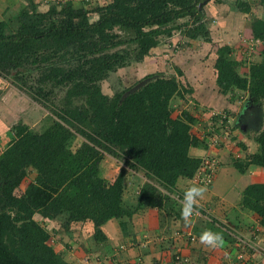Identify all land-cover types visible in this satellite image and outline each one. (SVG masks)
<instances>
[{
	"label": "trees",
	"instance_id": "obj_1",
	"mask_svg": "<svg viewBox=\"0 0 264 264\" xmlns=\"http://www.w3.org/2000/svg\"><path fill=\"white\" fill-rule=\"evenodd\" d=\"M18 1L21 6L0 20V79L23 91L46 117L38 130L20 123L11 126L10 139L0 151V264H72L53 249L51 236L34 216L59 222L67 235L70 225L88 224L84 253L89 264L91 255L100 260L117 247L102 231L109 222L115 223L121 240L128 238L135 245L134 224L154 211L157 228L169 235L170 219L181 222L179 198L184 191L177 184H201L196 172L204 161H211L216 171L220 163L216 154H208L209 140L215 136V143L222 141L229 112H208L207 133L193 131L201 101L195 89L181 84L183 74L177 68L174 76L145 75L110 96L101 92L100 83L117 70L141 63L150 52L174 49L178 41L170 38L175 33L182 49L208 43L214 25L203 7L212 0H92L91 5L80 0L76 5L49 3L43 11L33 0ZM251 4L264 9V0H234V8L243 14ZM89 14L95 19L89 21ZM249 36L264 46V19H251ZM214 55L212 87L215 94L228 96L222 103L234 106L246 97L252 107L262 102L264 111V50L257 63L236 61L228 46ZM239 65L246 69L242 76L235 69ZM240 113L237 119L244 120ZM261 123L251 138L254 150L244 154L245 146L237 143L239 156L229 157L238 175L252 167L264 170V120ZM76 139L80 143L72 149ZM104 157L120 163L111 181L100 171ZM129 174L143 179L135 190L126 188ZM238 205L264 230V184L244 187ZM212 223H194L191 232L198 238L205 230L219 233ZM221 235L232 242L224 231ZM165 241L170 242L168 237ZM160 253L174 264V258L182 259L161 247Z\"/></svg>",
	"mask_w": 264,
	"mask_h": 264
},
{
	"label": "rangeland",
	"instance_id": "obj_2",
	"mask_svg": "<svg viewBox=\"0 0 264 264\" xmlns=\"http://www.w3.org/2000/svg\"><path fill=\"white\" fill-rule=\"evenodd\" d=\"M13 0H0V20L2 18H7L9 16L10 11L14 12V10L18 9L20 6L18 4V1L15 0V2H12ZM80 0H67L66 3H72L74 5L78 4ZM100 0L96 1L99 2ZM11 2L13 4H11ZM7 6L8 8H5ZM13 10H12V9ZM86 9H90L89 7H86ZM39 11L45 10L44 7L38 8ZM204 13L208 15L209 19H212V24L214 25V29H209V42L208 43H201L199 42V46H196V50H193L194 55H190V51L186 48L182 49L179 46V37L177 33L175 35H172L173 42L177 43L175 44L174 49H170L167 47L159 48L158 50L150 52L148 57L138 64L129 65L128 67H125L123 69L117 70L115 74L108 77L107 80L100 83V90L103 94L110 96L114 92L115 89H121V88H128L131 85H133L135 82L142 80L145 75L149 74H155L156 72H161L162 77H168V76H174L176 75V68L179 71H182L183 78L181 80L182 85H187L188 87H191L195 90H198L197 87L200 89L202 83H204V87H206L207 84H210L211 86L212 81L215 77L214 71L212 72L211 64L215 57V51L222 46H228L232 47L233 50V58L237 61H242L243 59L245 63L252 62L257 63L260 61L261 52L264 50V46L261 44V42H253L251 39H247L249 36V22L252 18H261L264 19V9L261 7H257L256 5L251 4L250 10L248 14H243L238 12L234 8V0H212L209 1L205 6L203 7ZM89 21H92L95 19L94 15L89 14ZM214 20V22H213ZM246 39V40H245ZM210 60V61H208ZM236 72L242 76L246 73V69L242 67V65L235 67ZM163 71V72H162ZM179 81V80H178ZM135 86V85H134ZM134 88V87H133ZM227 95L223 97V99H227ZM244 100L238 101L234 106H226V104L221 101L214 100L213 103H198V113L196 114L197 119L199 120L198 124L196 126H193V131L198 133L196 129L199 132H206L209 130V126L211 123L208 121V117L210 116L209 113L213 111V113H219V111H222L223 109L227 110L228 113V119L227 123L225 125L227 126L229 123L228 130H225V133L223 134L222 141L215 143L217 141L216 137L209 140V146H208V154H216V163L219 165L218 168L213 169L214 174L212 175L210 183L207 184H199L196 183L195 185H206L207 187V193L204 197L208 198L205 200L203 198L201 200V203L199 201V211L200 215L198 217H193V219H202L203 221H208V218L206 216H202L201 212H203V209L206 210L208 214L211 215L210 210H207L205 207L209 206L208 202L212 203H219L218 201L221 199L219 196L217 201H213V198L217 197V194L214 190H212V187L216 185L215 187L219 188L220 192L224 194L225 196L228 194H233L235 192V188L238 186L237 184V178H239V175L235 172L233 168H231V158L230 156L238 157L237 155V148L235 145L237 143H241L245 146V152L244 154L251 153L254 150V144L251 141V138L255 133H257L261 128V121L264 120V111L262 109V102L260 106L252 107L246 97H243ZM198 101V100H197ZM205 104L208 106L205 107ZM187 105L190 107V104L187 103ZM184 107V106H183ZM227 107V108H226ZM232 109H230V108ZM186 108V107H185ZM179 111L183 108L178 107ZM204 110V111H203ZM176 111V110H175ZM243 111L245 112V116L251 117V124H246L242 119H237L239 113ZM209 112V113H208ZM46 111L43 108H40L38 105H36L34 102H32L26 94H24L23 91L13 87L7 80L0 79V126H2L3 129L0 132V151H2L5 148L6 143L9 141L10 136L8 134V129L17 124L20 123L22 125L27 126L30 129L38 130V125L40 124L41 120L46 117ZM176 115L175 113H172V116ZM257 115V117H256ZM260 124V125H259ZM241 128V129H240ZM207 133V132H206ZM230 134V137H229ZM80 143L79 139H76L73 143V148H75ZM220 144V146L217 148L216 145ZM216 147V151L214 150V147ZM219 155H218V153ZM190 151V155H194L196 157L198 156V152L196 153ZM236 154V155H235ZM243 154V153H242ZM241 154V155H242ZM225 158H222L224 157ZM228 157V158H227ZM120 167V163H116L114 160L104 157L102 159V162L100 163V171L102 174V177L108 179L111 181L118 169ZM132 176H129L130 179H127L125 182L126 188L135 190L139 183L143 181V179H138L139 177L135 174H129ZM139 175V174H138ZM30 177V176H29ZM127 177V178H129ZM138 177V178H137ZM250 178V176H247ZM28 179V178H27ZM245 179V177L243 178ZM242 180V179H241ZM248 180V179H247ZM250 181V179H249ZM193 184V181H180L177 184V187L179 190L185 191L190 185ZM253 184V183H252ZM210 187V188H208ZM16 193V191H15ZM177 197V193H174ZM127 197V195H125ZM172 197V195H171ZM128 198V197H127ZM240 201V196H239ZM205 202V204H204ZM207 202V203H206ZM218 208V207H217ZM219 209V208H218ZM238 210L240 212H244L248 214V212L243 211L240 206L238 205ZM146 214V213H145ZM155 212H151L150 214L147 213L146 216H143L144 218L156 219ZM33 220L40 224L43 229L49 233L50 237V244L52 245L53 249L56 251H60L63 253L64 258L75 264H89V261H87L86 255L84 253L86 249V239L88 238V235L91 232V227L88 224H72L69 227L68 233L70 235L65 234V232L60 229V223L57 221H48V220H40L38 216H34ZM146 220V219H145ZM148 222V220H147ZM171 222V223H170ZM253 227L257 224V221L249 220L248 221ZM111 225L108 226L109 233H112V225L115 226V223L109 222ZM169 226H175V228H171L173 230L177 229V224L179 221L170 219ZM256 223V224H255ZM135 225V224H134ZM149 229L147 230L149 232V235H141L138 237L140 243H138V248L144 250L146 249V253H140L135 254L134 257L139 258L140 260L136 262L139 264H148L145 260L147 257L148 251L153 253V251L156 250V248L160 247L165 251V249H168L170 246L166 244L165 240H167L166 237L162 235L163 229H157L153 230L151 228L152 226L147 225ZM225 227L221 229L223 231ZM251 230H247V233H249ZM252 233V231H251ZM251 235V234H250ZM163 236V237H162ZM189 238H192V234L189 235ZM238 240H243L247 244L253 248L251 250L252 252H249L247 257H254L252 259H256V261H263L264 263V252L262 250L258 249L257 246H262V242H256V241H250L241 237L237 236ZM193 239V238H192ZM229 244V243H228ZM130 247V246H129ZM175 245V249H176ZM133 248V247H132ZM171 248V247H170ZM136 251L139 252L137 247H135ZM173 250V248H171ZM201 251L202 248H199ZM198 250V249H197ZM235 250L233 244L231 246V251L227 252V255H233V251ZM174 251V250H173ZM117 254L114 257V261H112L113 264H118V262H121L120 264L124 263L122 258L125 260V258L131 259V256H127L126 254L123 255V252L121 249H118ZM205 252V251H204ZM260 252V253H259ZM122 254V255H121ZM143 254V255H142ZM195 254V253H194ZM197 254V253H196ZM207 252L204 253L206 255ZM120 257L118 258V256ZM203 255V256H204ZM250 255V256H249ZM96 255H91V261L90 264H112L111 262H108V258H104L101 260H95ZM102 256V255H101ZM257 257V258H256ZM119 261H118V260ZM199 259V258H198ZM227 259V258H226ZM225 259V260H226ZM251 259V258H250ZM253 260V261H254ZM87 261V262H86ZM254 261V262H256ZM178 262H181L184 264L185 259H180ZM253 262V263H254ZM203 264V263H201Z\"/></svg>",
	"mask_w": 264,
	"mask_h": 264
},
{
	"label": "crops",
	"instance_id": "obj_3",
	"mask_svg": "<svg viewBox=\"0 0 264 264\" xmlns=\"http://www.w3.org/2000/svg\"><path fill=\"white\" fill-rule=\"evenodd\" d=\"M12 2H15V0H13ZM12 2H11V4H13ZM33 2H34V0H33ZM21 3H22L21 1H18L19 6H21ZM37 4L40 6L39 3H37ZM5 8H8V7L5 6ZM187 50H189L191 52L190 55L196 54L193 51V50H196V45L187 48ZM200 85H201L200 89H202L204 87V83H202ZM206 87L208 88L207 92H205V91L198 92L196 90V93H195L197 96V99L200 100L201 103L212 102L213 96L218 101H221V99H223V97H221L220 95H217V93L216 94L214 93L215 89L210 84H207ZM197 89H199V88L197 87ZM240 114H242V116L243 115L245 116V114H243V111ZM247 117L248 118L245 117L244 122L246 124H251V117L250 116H247ZM196 153H195V155H196ZM200 155H201V152H198V156H200ZM218 155H219V153H218ZM222 158H225V156ZM248 175L250 176V178L247 177ZM244 177H245V179H243ZM249 179H250V181H249ZM252 183L253 184H255V183L264 184V170L263 169L252 167L245 174L239 175V178H237L238 186L235 188V192L233 194H228L225 196L224 194H222V192H220L219 188L215 187L216 185H214L212 187V190H214V188H215V192L217 194V197L213 198V201H217L219 197L221 199L218 201L219 203L208 202L209 204H207V205H209V206H206L205 208L207 210H210L211 215L208 214L205 209H203L202 216H206V218H208V221H205V220L203 221L202 219H192L191 224H187V226H183L184 224H182L183 221L181 220V222H179L177 224V226H179V227H177V229L180 228L181 233L177 232L178 231L177 229H175V230L171 229V233L169 235H166L164 232L162 233V235L164 237H166V238L168 237V241H170V242L169 243L167 242V244H168V246H170L174 250L173 251L169 247L168 253L170 252L172 254V253L177 252L179 254V256H181L183 259H185V261L187 260V262H184V264H201V263H203V264H222V262H224L226 258L232 257L233 255H227V252L231 251V246H232L233 242L229 243L228 241H225L223 236H222L223 237V243L219 247L208 248V247L201 245L199 243L198 237H195L192 234V232H191L192 224L198 223V224L203 226L205 222H209V223L213 222L212 223L213 227H216L219 230L220 234L223 233V231H224V234L226 236H228L229 239H231V237H232V240H233V236H241V237L249 240V242L250 241L262 242L263 247H260L258 245L257 248L262 250V252H264V230L256 228V225L251 227V225L248 224L249 223L248 221L253 220L255 222L256 218L251 213L246 214V213L240 212L238 210L239 196H240L243 188L249 184H252ZM192 185H195V184H191L190 186H192ZM208 188H210V187H208ZM204 198H205V200L208 199L206 197H204ZM200 203H201V200H200ZM204 204H205V202H204ZM151 212L152 211L146 212V214H144V216H146L147 213L150 214ZM147 220H148V222H147ZM148 223L150 226H152L151 228H153V230L158 229L157 228V220H155V218L150 220L149 218L142 217L139 220H137V223H135V225H134L135 235L133 237V241L135 242L134 243L135 245H133L132 240H128V238L121 240L119 230L116 226L112 225V229H111L112 233H109L110 227L108 228V226L111 225V223L110 224L107 223L106 225H104L102 227V231L107 236L110 244H112L114 246L117 245V247L113 248L109 255L105 256V254H103L101 256L100 260L104 259V258H108L109 259L108 262L112 263V261H114V257H116L115 255L117 254L116 251L118 250V247L119 246L123 247L124 245L129 246L131 244L130 246L133 248L126 249V250L122 249V250H124V252L122 251L123 255L126 254L127 256H131V259L125 258L124 263L137 264V262H135V260H136L134 257L135 254L140 253V251L142 253H146L145 248H143L144 250L138 248L137 244L140 243L138 237L141 235H146V236L149 235V232L147 231L149 229H146V228H148L147 227ZM223 226L225 228L222 231L221 229L223 228ZM169 227H171V225ZM171 228H175V226H172ZM247 230H251L252 233H251V231L249 233H247ZM190 234L193 235L192 241L189 239ZM175 245L177 246L176 249H175ZM135 247H137L139 252L136 251V249H134ZM199 248H202L203 251H201ZM204 251L207 252L206 255H204V253H205ZM147 254L148 255H147L145 261L148 264H174V263H172L170 256L168 257L169 259L167 257L166 258L162 257L163 254L160 253V246L158 248H156V250L153 251V253L148 251ZM119 257H120V255L118 256V258ZM252 258H254V257L252 256ZM122 260H123V258H122ZM252 260H254V259H252ZM254 261H256V259ZM72 264H75V263H72ZM254 264H264V263H263V261H256V262H254Z\"/></svg>",
	"mask_w": 264,
	"mask_h": 264
},
{
	"label": "clouds",
	"instance_id": "obj_4",
	"mask_svg": "<svg viewBox=\"0 0 264 264\" xmlns=\"http://www.w3.org/2000/svg\"><path fill=\"white\" fill-rule=\"evenodd\" d=\"M206 192V185H192L183 192L182 197L179 198L180 218L183 222H185L186 224H191L193 217H198L200 215V211L198 208L199 201L204 198ZM172 198L176 199L177 197L175 196V194H172ZM198 239L201 245L208 248H216L223 243L222 235L211 230L203 231L199 235Z\"/></svg>",
	"mask_w": 264,
	"mask_h": 264
},
{
	"label": "built area",
	"instance_id": "obj_5",
	"mask_svg": "<svg viewBox=\"0 0 264 264\" xmlns=\"http://www.w3.org/2000/svg\"><path fill=\"white\" fill-rule=\"evenodd\" d=\"M36 3H39L41 7H47L50 4H55L58 2L59 4H63L67 0H34ZM89 1V5L93 4ZM102 2L105 0H101ZM213 163L211 161H204L202 168H199L196 172V177L199 178L200 183L207 184L210 183L212 178ZM192 241V238H189ZM233 246L235 250L233 251V256L228 257L222 264H254L252 257H247L249 252H252L253 248L249 244H247L243 240H238L237 236H233ZM254 252V250H253ZM250 256V255H249ZM264 256V255H263ZM174 260L179 261L178 258H174ZM179 263V262H178ZM176 262V264H178Z\"/></svg>",
	"mask_w": 264,
	"mask_h": 264
},
{
	"label": "water",
	"instance_id": "obj_6",
	"mask_svg": "<svg viewBox=\"0 0 264 264\" xmlns=\"http://www.w3.org/2000/svg\"><path fill=\"white\" fill-rule=\"evenodd\" d=\"M200 7V5L198 6V8ZM241 129V128H240Z\"/></svg>",
	"mask_w": 264,
	"mask_h": 264
},
{
	"label": "flooded vegetation",
	"instance_id": "obj_7",
	"mask_svg": "<svg viewBox=\"0 0 264 264\" xmlns=\"http://www.w3.org/2000/svg\"><path fill=\"white\" fill-rule=\"evenodd\" d=\"M246 118H248V117L246 116Z\"/></svg>",
	"mask_w": 264,
	"mask_h": 264
}]
</instances>
